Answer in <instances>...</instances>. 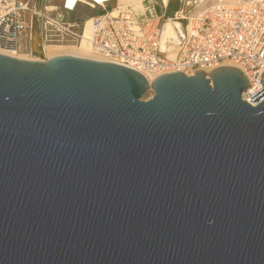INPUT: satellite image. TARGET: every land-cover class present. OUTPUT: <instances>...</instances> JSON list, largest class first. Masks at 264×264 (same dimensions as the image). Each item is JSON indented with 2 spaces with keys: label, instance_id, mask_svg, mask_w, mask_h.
I'll return each instance as SVG.
<instances>
[{
  "label": "water",
  "instance_id": "95a60500",
  "mask_svg": "<svg viewBox=\"0 0 264 264\" xmlns=\"http://www.w3.org/2000/svg\"><path fill=\"white\" fill-rule=\"evenodd\" d=\"M39 53H0V264H264V99L240 68L150 83Z\"/></svg>",
  "mask_w": 264,
  "mask_h": 264
},
{
  "label": "built area",
  "instance_id": "2783aa9c",
  "mask_svg": "<svg viewBox=\"0 0 264 264\" xmlns=\"http://www.w3.org/2000/svg\"><path fill=\"white\" fill-rule=\"evenodd\" d=\"M106 1L63 0L61 5L39 6L35 0H0V49L14 54L31 49L33 28L43 45L79 44L88 19L72 14L82 4L93 9L102 5V13L89 17L93 54L141 72L150 83L165 73L202 70L209 75L233 63L249 81L243 99L252 105L264 99L252 98L264 88V0L220 3L189 14L177 11L175 18L186 21L177 58L161 50L160 17L140 20L131 9H107Z\"/></svg>",
  "mask_w": 264,
  "mask_h": 264
},
{
  "label": "crops",
  "instance_id": "0c3cea01",
  "mask_svg": "<svg viewBox=\"0 0 264 264\" xmlns=\"http://www.w3.org/2000/svg\"><path fill=\"white\" fill-rule=\"evenodd\" d=\"M209 1H212L211 4H214L210 6L214 7L215 5H218V3L220 4L221 0H107L104 5L107 7V9H131L135 16L140 20H145L152 17H160L163 24L166 19L172 18V20L175 21V25H181L183 28V31L181 32V30H179V26H177L181 43L186 30V21L175 18V13L181 10L184 12V14H189L187 13V10H189L191 6H194V9H196L194 12L200 11L202 9H207L209 8L208 5H206L204 8L202 7L204 6V3H207ZM171 3L176 5V9L174 10L172 15H168L167 13ZM97 8H101L103 10L102 5H97ZM161 50L164 54L165 52H167L166 49L162 47V45Z\"/></svg>",
  "mask_w": 264,
  "mask_h": 264
},
{
  "label": "rangeland",
  "instance_id": "374dc122",
  "mask_svg": "<svg viewBox=\"0 0 264 264\" xmlns=\"http://www.w3.org/2000/svg\"><path fill=\"white\" fill-rule=\"evenodd\" d=\"M35 2L39 5V6H43L44 4H58V5H61L63 0H35ZM212 1H209L207 3H204V6L202 8H204L206 5L209 6V8L211 7L210 5H214V4H211ZM220 3H223L222 1H220ZM219 4V3H218ZM217 6V5H215ZM201 8V9H202ZM176 9V5L171 3L170 7H169V10H168V15H172L174 10ZM196 9H194V6H191L189 8V10H187V13H192L194 12ZM104 10H102L101 8H91L90 6L88 5H80L78 7V9L75 11L74 14H72L73 16L72 17H78V18H81V19H89V17H92L93 15H95L96 13H102ZM172 19V18H171ZM167 20V19H166ZM165 20V21H166ZM177 20V19H175ZM165 21L163 23V25L165 24ZM172 24H173V27L175 28V34L174 36L172 37H169L167 39H165V45L166 46H174L178 41L180 42V37H179V34H178V30H177V26H179V30H181V32L183 31V28L181 25H175L173 20H171ZM167 23V22H166ZM38 35V33H37ZM39 36V35H38ZM56 45H67V46H53V47H50L53 49V52H52V56H55V55H77V56H80V54H77L76 51H80L81 48H84V49H87L88 50V46L86 43H82L80 46H76L78 44H69V43H65V44H56ZM179 45V44H178ZM81 47V48H80ZM43 48V43L39 42V40L36 38L35 39V45L33 44L31 49L29 50H26V51H23L21 53H18L17 55H21L22 59H29V60H40L42 57L40 55L39 52H42L43 53V56H44V52L42 50ZM59 49V50H58ZM55 50V51H54ZM57 50V51H56ZM62 51V52H61ZM54 52H56L54 54ZM59 52V54H58ZM76 53V54H75ZM91 53V52H90ZM92 54V53H91ZM93 55V54H92ZM11 56H14V55H11ZM17 57V56H15ZM45 57V56H44ZM51 57V56H50ZM83 57V56H82ZM19 58V57H18ZM229 65V64H227ZM154 94V91L153 90H148L143 96H142V99H145V100H148L149 98H151Z\"/></svg>",
  "mask_w": 264,
  "mask_h": 264
},
{
  "label": "bare ground",
  "instance_id": "6f19581e",
  "mask_svg": "<svg viewBox=\"0 0 264 264\" xmlns=\"http://www.w3.org/2000/svg\"><path fill=\"white\" fill-rule=\"evenodd\" d=\"M70 1V0H69ZM223 3H235L237 2L238 0H221ZM161 2V1H160ZM158 2V3H160ZM70 4V3H69ZM138 5V4H137ZM160 5V4H159ZM219 5V4H218ZM140 6V5H139ZM160 7V6H159ZM215 7V6H214ZM140 8V7H139ZM211 8V7H210ZM159 9V8H158ZM157 9V10H158ZM204 10V9H202ZM143 11V10H142ZM147 12V11H146ZM172 19H167L165 21V24L163 25L164 28H163V37H162V47L164 49H166L167 53H168V56L171 57V58H177L178 54H179V48H180V42L178 41L174 46L170 47V46H166L165 44V39L169 38V37H172L174 36L175 34V28L173 27V24L171 22ZM167 22V23H166ZM91 20L88 19L87 21V24H86V29H85V34H84V38L83 40L76 46H80L82 43H86L87 46H88V50L87 49H84V48H81L80 51H76L77 54H80V56H83V57H87V58H93V59H99V60H104L102 57L100 56H97L95 54L92 53L91 51V46H90V38H91ZM36 39V38H35ZM179 44V45H178ZM55 47V46H67V45H56V44H45L43 45V52H44V56L46 58H51L53 57L52 56V52H53V49L50 48V47ZM59 50V49H58ZM55 51V50H54ZM57 51V50H56ZM62 52V51H61ZM93 54H91V53ZM0 53H4V54H9V55H14V56H17L19 58H21L22 56L20 55H17V54H14V53H11V52H8L6 50H2L0 49ZM56 52H54L55 54ZM57 54V53H56ZM59 54V52H58ZM76 54V53H75ZM51 56V57H50ZM57 56V55H55ZM77 56V55H76ZM24 57V56H23ZM22 57V58H23ZM230 66H236L234 65L233 63H229ZM238 67V66H236ZM240 68V67H238ZM241 69V68H240ZM242 70V69H241ZM243 71V70H242ZM244 72V71H243ZM245 74V73H244ZM246 75V74H245Z\"/></svg>",
  "mask_w": 264,
  "mask_h": 264
}]
</instances>
